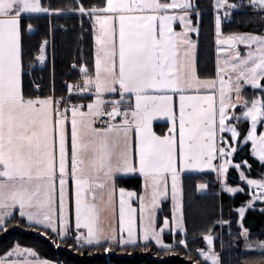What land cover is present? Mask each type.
<instances>
[{"label": "snow or ice", "instance_id": "snow-or-ice-1", "mask_svg": "<svg viewBox=\"0 0 264 264\" xmlns=\"http://www.w3.org/2000/svg\"><path fill=\"white\" fill-rule=\"evenodd\" d=\"M211 8L217 58L214 74L201 75L198 0H104L89 6L71 0L62 7L0 0V234L16 219L57 248L66 244L81 254L120 248L130 255L127 249L150 245L158 254L173 253L188 247L184 175L215 173L221 192L235 195L244 192L228 183L235 168L250 199L235 209L240 231L234 239H243L241 252L255 245L264 254V241H251L243 224L246 210L264 203V173L249 179L241 169L251 165L233 163L250 141L251 155L264 168V130L257 127L264 126V33L222 32V22L236 10L250 9L264 19V0H213ZM61 15L77 17L82 31L87 18L94 64L89 68L81 56L71 66L78 67V79L65 81L66 92L57 96L54 74L47 94L43 78H31L24 40L34 32L33 20L46 19L48 34H54L52 21ZM47 46L45 38L34 58L40 65L47 63ZM246 87L256 94L247 97ZM158 120L167 123L165 134L154 131ZM244 122L246 132L240 129ZM136 175L143 188L138 197L118 187L120 179ZM208 187L196 185L199 192ZM133 198L139 200L138 221ZM169 200L170 215L160 221L158 212ZM220 211L216 223L230 225L222 205ZM109 215L106 229L102 218ZM213 230L201 237L206 248L196 250L202 258L197 264H224L214 246L220 238L223 247L222 237ZM0 264L54 262L16 243L0 253Z\"/></svg>", "mask_w": 264, "mask_h": 264}, {"label": "trees", "instance_id": "trees-1", "mask_svg": "<svg viewBox=\"0 0 264 264\" xmlns=\"http://www.w3.org/2000/svg\"><path fill=\"white\" fill-rule=\"evenodd\" d=\"M246 1V0H245ZM45 3L51 2L54 7H62L71 3V0H44ZM104 0H83L85 6L92 4H102ZM213 0H198L200 11L203 13L202 23L200 25L199 49H198V65L203 74L214 73V31L213 17L211 14V4ZM29 21H26V23ZM34 25L33 34L27 36L24 40L25 56L24 62L26 67L32 68V79L40 82L43 78L44 93L47 94L53 83L56 95L59 96L66 92L64 88L65 81H76L79 76L78 67L72 69L74 63L79 64L81 56L87 62V66L92 68L93 65V40L91 28L84 19L82 31L81 24L77 17L61 15L59 18L53 19L54 34H48V22L46 19L31 21ZM60 25H63L61 28ZM264 23L259 14L250 11H234L232 19L222 24V32L229 34L233 32L242 33H264ZM47 38V63L46 65H38L35 57L38 53L39 44ZM256 94V90L248 89L245 93L247 97ZM160 125V124H159ZM158 124L155 125L157 130ZM245 124L241 130H245ZM242 138V137H241ZM248 146H245L244 158L251 164V169H246V176L249 179H257L261 177L262 167L248 155ZM236 155V154H235ZM236 161V159L234 160ZM244 168H242L243 170ZM230 172L228 183L231 185H241L237 181L236 175ZM199 183H207L209 187L199 192L196 185ZM118 187L126 190H132L136 194L140 192V177L129 176L118 181ZM243 193H237L229 196L222 193L219 185L216 183L215 174H185L183 178V196H184V212L187 221V242L188 247H179L170 255L157 252L154 245H150L148 249L136 247L129 248L126 251L129 254L114 253L120 251L115 248L111 253H105L100 250L102 248L85 249L83 253L72 252L67 246L57 248L52 241L41 236L36 231H31L24 224L18 226L27 229V231H18L19 228L8 227L7 234L0 235V253L8 250L13 244L19 243L21 247L34 249L39 258L48 259L59 264H197L201 261L198 256L197 249L205 248V242L202 235L213 228V236L222 237L223 247H221V239L214 240V246L217 252L222 253L224 264H264V254L261 252L244 250L243 239H234V235L240 231L238 227V215L235 209L243 206L248 200L247 190L245 187ZM221 205L223 206L222 218L229 220L230 225H220L216 223L221 217ZM163 211L158 212L159 220L162 221L165 215H170L169 201L162 205ZM264 203L259 201L255 204V210L247 209L243 224L251 232V241H264ZM14 228V229H13ZM13 229V230H12ZM165 242L171 243V237L165 236ZM68 243H71L69 241ZM117 249V250H116ZM131 250V251H130ZM121 252V251H120ZM91 253V254H90Z\"/></svg>", "mask_w": 264, "mask_h": 264}, {"label": "rangeland", "instance_id": "rangeland-1", "mask_svg": "<svg viewBox=\"0 0 264 264\" xmlns=\"http://www.w3.org/2000/svg\"><path fill=\"white\" fill-rule=\"evenodd\" d=\"M253 13H256V12H253ZM256 14H258V13H256ZM253 34H262V33H253ZM241 47V51H243V46H240ZM216 58H217V54H216ZM248 89H251L250 87H246L245 88V90H244V92L245 93H247L248 92ZM251 90H253V89H251ZM253 95H255V94H251L250 95V97H252ZM245 124V132H246V129H247V127L249 126L248 125V122H244V123H242V124H240V129L243 127V125ZM258 127V129H260V130H264V126H262V125H258L257 126ZM241 139H243V137L241 138ZM245 146H248V155L254 160V161H256L259 165H260V163L251 155V142L249 141L246 145H242L239 149H238V151H237V153H236V155L234 156V159H233V163L235 164V163H241L242 161H247V164L248 165H251V168H253L252 167V164L247 160V159H245L244 158V150H242ZM236 159V161H234ZM261 166V165H260ZM242 168H244L243 169V171L245 172V174H246V169H249L248 167H247V165H244ZM242 170V169H241ZM262 170H263V172L262 173H264V168H262ZM230 172H235V174L234 173H232V175L233 176H235L236 175V178H237V181H239V183L241 184L240 186L239 185H231V184H229L230 186H233V187H241V186H244L245 187V192H246V190H248V187H247V185H246V183H244V182H241L240 180H239V175H238V171L235 169V168H230L229 169V173ZM215 174V173H214ZM261 178V177H260ZM260 178H257V179H260ZM220 188V187H219ZM132 192V191H131ZM225 194H227V193H225ZM227 195H229V196H232V194H227ZM135 198H133V200H134ZM249 199H250V197H249ZM132 202V201H131ZM169 202H170V200H169ZM247 203V202H246ZM245 203V204H246ZM170 208H171V202H170ZM238 215V214H237ZM73 219H74V217H73ZM73 225H74V221H73ZM14 227V228H19V229H17L18 231H20V232H22V231H27V229H25V228H21L22 226H18L17 224H16V221H13V222H10L9 221V225H8V227ZM13 228V229H14ZM12 229V230H13ZM32 231V230H31ZM1 235V234H0ZM55 245V244H54ZM56 246V245H55ZM61 246H66V244H61ZM205 248H206V244H205ZM100 250H102L103 251V249H100ZM114 250V249H113ZM117 250V249H116ZM119 250H120V248H119ZM72 252H76V251H74V250H71ZM121 251V252H120ZM120 251H118V252H114V251H112V252H114V253H123V251L122 250H120ZM131 251V250H130ZM246 251H254V252H261V250L260 249H258V248H256L255 247V245H253V247L252 248H250V249H246ZM107 254V253H106ZM171 253H168V254H166V255H170Z\"/></svg>", "mask_w": 264, "mask_h": 264}, {"label": "crops", "instance_id": "crops-1", "mask_svg": "<svg viewBox=\"0 0 264 264\" xmlns=\"http://www.w3.org/2000/svg\"><path fill=\"white\" fill-rule=\"evenodd\" d=\"M237 11V10H236ZM235 11V12H236ZM211 14H212V17H213V12H212V10H211ZM222 24H223V22H222ZM177 31L179 30V27L177 26V29H176ZM213 31H214V21H213ZM199 37H200V35H199ZM93 40V39H92ZM213 41H214V65H215V60H216V45H215V33H214V37H213ZM198 49H199V38H198ZM39 53H37V55H38ZM197 58H198V52H197ZM38 65H40L38 62H36ZM93 64H94V58H93ZM92 68H93V65H92ZM94 70V69H93ZM214 70V69H213ZM203 73H205V72H203ZM202 73V75H205V74H203ZM214 74V73H213ZM159 125L158 127H157V130L155 129V125ZM153 128H154V131L158 134V135H161V134H165L166 132H167V128H168V125H167V123L165 122V121H163V120H158V121H154L153 122ZM188 174H197V173H188ZM136 176H138V175H136ZM140 192L137 194V197L140 195V194H142V192H143V188H142V180H141V178H140ZM127 191H132V190H127ZM132 192H134V191H132ZM131 204H132V207L133 208H135V209H137V221H138V219H139V200H138V198H135L134 200H132V202H131ZM169 205H170V202H169ZM73 221H74V219H73ZM110 224H111V216L109 215L108 217H107V219H103L102 218V226L104 227V228H108L109 226H110ZM116 226H117V228H118V195H117V213H116ZM54 264H55V262H54Z\"/></svg>", "mask_w": 264, "mask_h": 264}, {"label": "built area", "instance_id": "built-area-1", "mask_svg": "<svg viewBox=\"0 0 264 264\" xmlns=\"http://www.w3.org/2000/svg\"><path fill=\"white\" fill-rule=\"evenodd\" d=\"M246 2V1H245ZM248 11H250V12H253L252 10H248ZM263 20V23H264V19H262ZM224 22H227V20L226 21H224ZM264 28V27H263ZM72 82H75V81H72ZM253 192H255V191H258V190H256V189H253L252 190ZM247 195L250 197V194H249V191L247 190Z\"/></svg>", "mask_w": 264, "mask_h": 264}, {"label": "water", "instance_id": "water-1", "mask_svg": "<svg viewBox=\"0 0 264 264\" xmlns=\"http://www.w3.org/2000/svg\"><path fill=\"white\" fill-rule=\"evenodd\" d=\"M262 203V202H261Z\"/></svg>", "mask_w": 264, "mask_h": 264}]
</instances>
